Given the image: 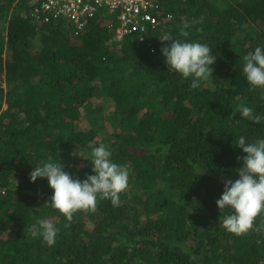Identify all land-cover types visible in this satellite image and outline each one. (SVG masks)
Masks as SVG:
<instances>
[{
  "label": "trees",
  "instance_id": "trees-1",
  "mask_svg": "<svg viewBox=\"0 0 264 264\" xmlns=\"http://www.w3.org/2000/svg\"><path fill=\"white\" fill-rule=\"evenodd\" d=\"M32 1L0 0V264H264V212L236 235L216 204L238 178L235 138L264 137V89L250 90L241 70L264 43V0H155L154 32L118 49L101 15L80 28L45 22L51 13L36 18ZM185 23L186 39L216 56L197 89L160 51L170 41L159 36L181 38ZM241 104L261 121L234 114ZM81 116L88 128L76 125ZM99 143L128 168V186L118 204L98 197L69 222L45 204L47 178L30 173L51 157L84 179L91 163L75 153ZM38 219L60 229L53 246L32 237Z\"/></svg>",
  "mask_w": 264,
  "mask_h": 264
},
{
  "label": "clouds",
  "instance_id": "clouds-1",
  "mask_svg": "<svg viewBox=\"0 0 264 264\" xmlns=\"http://www.w3.org/2000/svg\"><path fill=\"white\" fill-rule=\"evenodd\" d=\"M43 1L47 0H33V9ZM47 13H51L52 17L48 16L49 19H43V21L55 19L62 25L69 22L70 26L75 28L85 26L91 17H83L79 23H74L64 14L55 16V10H49ZM95 14L101 15L106 21L105 27L110 34L108 43L115 45L116 49L126 38H135L138 42L145 40L144 36L154 32L157 26L156 23L154 28H148L144 33L118 38L115 33L118 14L115 10L111 11L109 5L105 3L97 7L93 15ZM36 16L40 18L39 13ZM191 27L192 25L188 23L180 27L179 37L181 38L174 37L171 32L160 35L161 41H170L169 44L163 45L160 51L168 70L179 74L182 80L189 81L191 88L197 89L202 81H206L213 74L212 65L216 56L207 43L186 39L190 36ZM241 70L250 90L264 89V43L257 44L254 51L249 50L243 56ZM261 99H264V95ZM236 112L248 121L256 123L261 121V116L255 114L253 108L246 104L239 105L234 110V114ZM234 143L244 153L242 157H238L242 160L241 165L236 169L238 178L225 180L223 191L216 200V204L221 210L227 208L230 211V214L222 220L224 228L228 232L242 235L253 228L255 218L264 212V137H258L249 142L245 135H240L235 138ZM75 154L91 163L92 171L87 173L84 179L74 177L65 170L60 159L57 161L51 157L40 164H35L30 173V180L33 182L38 177L47 178L53 192L45 204L63 214L69 222L72 221L73 214L79 210H95L98 197L110 198L114 205L118 204L119 194L127 188L129 181L128 168L113 160L112 149L105 143L91 146L88 155H82L78 150ZM59 231L60 229L52 220L38 219L36 226L32 228L31 235L51 247L56 243Z\"/></svg>",
  "mask_w": 264,
  "mask_h": 264
},
{
  "label": "built area",
  "instance_id": "built-area-1",
  "mask_svg": "<svg viewBox=\"0 0 264 264\" xmlns=\"http://www.w3.org/2000/svg\"><path fill=\"white\" fill-rule=\"evenodd\" d=\"M108 4L118 14L115 33L118 38L141 34L148 28H154L157 17L154 14L158 5L155 0H47L36 5L34 14L47 13L55 10L54 15L64 14L74 23L81 18L92 16L97 7ZM45 20L49 17L45 16ZM139 38L142 37L139 35Z\"/></svg>",
  "mask_w": 264,
  "mask_h": 264
},
{
  "label": "rangeland",
  "instance_id": "rangeland-1",
  "mask_svg": "<svg viewBox=\"0 0 264 264\" xmlns=\"http://www.w3.org/2000/svg\"><path fill=\"white\" fill-rule=\"evenodd\" d=\"M4 85V84H3ZM96 99V98H95ZM93 100L94 101V104L95 103H101L100 102V99H97V100ZM109 102H111V101H109ZM108 106H109V109L107 110V115L109 116V114H108V112L110 111V110H112V108H113V105H111V104H109L108 103ZM106 115V116H107ZM76 125H78L79 126V128H88L89 127V122H88V120H87V118L86 117H79V119L78 120H76ZM108 124L110 125V126H108V129H112V128H115L116 130H118V126H117V124H115L114 123V121H108ZM112 125V126H111ZM99 131H101V129L99 130Z\"/></svg>",
  "mask_w": 264,
  "mask_h": 264
}]
</instances>
